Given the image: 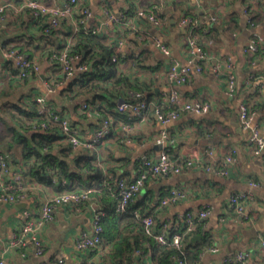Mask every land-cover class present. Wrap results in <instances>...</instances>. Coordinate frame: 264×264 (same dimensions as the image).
I'll list each match as a JSON object with an SVG mask.
<instances>
[{"label":"crops","instance_id":"1","mask_svg":"<svg viewBox=\"0 0 264 264\" xmlns=\"http://www.w3.org/2000/svg\"><path fill=\"white\" fill-rule=\"evenodd\" d=\"M40 1L63 6L68 0ZM6 3L9 7L0 29V137L10 135L9 126L20 130V119L31 120V117L18 115L13 105L23 103L28 106L35 95L47 93L45 80L60 73L52 54L75 40L79 32L75 20L80 14L65 19L58 28L46 33L47 21L34 17L28 8L21 9L24 0H0V4ZM85 4L92 11L85 30H95L94 34L100 35L102 42L114 43L119 52L127 55L119 64V70L130 79L134 88L144 90L157 104L171 91L166 72L171 62L177 61L191 67L187 81L178 87L180 94L188 101L209 103L210 110L204 114L182 111L164 125L151 109L144 122H127L126 115L118 112L125 96L119 98L117 105L101 100L90 105L94 110H82L86 100H74L66 90L74 77L60 78L56 91L47 94L49 104L67 116L86 140L93 137L104 116L111 118L112 134L92 151L97 154L102 174L113 179V187L119 176L136 177L145 156L158 159L166 148L172 158L184 162L193 149L199 148L202 159L193 165H184L180 173L149 178L132 205L137 204L140 211L151 209L157 232L166 225L170 230H180L187 212L209 208L210 214L190 235V241L183 242L191 254L197 251V245L202 246L197 262L239 264L235 257L239 252H245L247 264H264V153L253 154L251 130L244 128L239 118L240 105L246 102L253 111V125L258 124L264 134V0H85ZM141 8H155L164 23L158 26L139 17L136 13ZM184 17L195 21L194 31L189 25L180 24ZM191 35L210 56L202 64L201 71L196 69L197 56L189 44ZM251 39L259 42V50L255 53L245 52ZM157 40L169 46V55L161 50ZM8 45H23L28 54L39 59V76L33 75L25 81L13 77L4 55ZM230 62L233 69L229 67ZM143 65L149 68H142ZM231 71L236 77L234 92L228 90ZM117 112L120 115H114ZM162 130L169 133L164 148L155 141ZM66 144L70 143L62 139L55 146L59 148ZM206 149H211L212 154L206 155ZM227 155H233L235 163L226 164ZM15 156L16 162L10 159L7 173L0 169V192L17 172L25 169L26 160L21 158L19 149ZM209 164L225 168L227 174L207 171ZM26 182L20 189L24 196L11 202H0V255L5 264H59L61 257L64 264L102 263V256L108 249H113L112 243L110 247L102 246L98 251L86 253L77 249L76 239L81 232L92 230L97 211H106L107 217L114 214V211L107 212L108 204L114 201L112 186L105 191L91 188L95 191L80 210L72 205L59 206L53 218L36 233L45 247L42 254H37L30 237L24 246H11V239L25 220L40 216L41 206L60 192L61 183L56 178L50 184ZM175 187L186 193L185 198L160 205L161 197H166ZM248 192L252 199L246 203L244 214L238 215L230 205V198ZM116 221L113 218V222ZM117 226L126 229L122 236L128 239H134L139 233L134 225L127 226L118 221ZM195 235L199 238H194ZM143 243L140 240L141 247L135 249V256L142 264H154L151 243ZM212 247L217 250L212 251Z\"/></svg>","mask_w":264,"mask_h":264},{"label":"built area","instance_id":"2","mask_svg":"<svg viewBox=\"0 0 264 264\" xmlns=\"http://www.w3.org/2000/svg\"><path fill=\"white\" fill-rule=\"evenodd\" d=\"M9 4H0V29L2 28V23L6 14ZM28 8L31 10L32 14L36 18H41L47 21V25L44 28L46 33H51L55 28H58L61 23L70 17H73L76 13H80V19H76L78 28L77 32L84 28L86 21L92 17V11L85 4V0H68L63 6L61 5H48L40 0H24L21 9ZM78 9V10H77ZM108 12V10H107ZM136 15L139 17L154 23L155 25L161 26L164 23V19L161 18L156 9H144L141 8L137 11ZM180 24L182 26L189 25L191 30H195V21L191 17H184L181 19ZM96 33L95 30H92ZM161 50L170 54V48L163 42H156ZM71 44V43H70ZM70 44L66 45L62 50L54 52L52 58L57 61L60 73L57 77L60 78H72L79 72L86 71L88 69V64H77L80 56L79 54L70 53ZM189 44L194 53L197 56L198 62L196 63V69L201 71L203 69L202 64L210 58L208 52L199 44L195 36H190ZM259 50V42L255 39H251L247 46L245 47V52L255 53ZM5 57L11 59L14 63V67L17 71L15 77L19 80H25L32 77L33 75L39 76L41 71V66L39 63L31 60L29 55L19 48H11L5 51ZM114 61H118V57H113ZM229 67L233 69V65L230 62ZM233 71V70H232ZM231 71L228 75V90L231 92L236 91V77ZM191 67L189 65H182L177 61H173L170 64L166 72L167 83L171 87L169 94H164L161 100L156 104L151 100H148L145 95L141 92L130 91L131 98H135L136 101H127L118 106V110L121 114L127 116L128 121L144 122L147 120L149 112L152 108H155V113L157 114L159 120L162 124L166 125L172 120L176 119L180 112L182 111H193L198 114L207 113L210 110V104L202 101H188L179 92V85L185 83L190 75ZM60 78L54 81L45 80V85L47 87V93L45 95H36V101L40 108V113H46L48 115H54V119L59 122L61 126L64 139L70 143L74 150L81 147L94 148L98 147L106 141V138L111 134V120L103 119L100 122L99 127L95 131L91 139H84L81 137L80 132L72 124L70 119L65 115H58L53 110L51 105L47 100V94L54 93L57 89L58 84H60ZM55 82V83H53ZM89 105L85 102L82 104L81 109L87 110ZM168 108V110H166ZM240 123L244 128H249L251 130L250 142L252 144L253 154L259 155L264 153V134L258 124L253 125V111L250 106L243 102L240 105L239 113ZM42 129H47L48 125L42 123ZM169 138V133L167 130H162L160 134L156 137V142L163 144ZM163 147V148H164ZM206 155H211L212 150L206 149L204 151ZM202 159V152L199 148L193 149L190 157H188L184 162L181 160L172 158L169 151L164 148L158 159L154 157L145 156L141 160V168L136 177L129 179L125 176H119L117 178V201L115 212L121 214L126 212L129 204L136 195L143 189L149 177L157 176H171L182 172L184 165L190 166L195 162ZM264 159V156H263ZM224 161L229 164L235 163L236 159L233 155H227ZM9 163L3 155H0V169L4 173L9 171ZM207 171L213 172L215 174H227L225 168L214 167L209 164L206 167ZM25 169L17 172L14 179L11 180L7 185L6 189L0 192V202H11L19 197L24 196L21 192V187L24 182ZM257 185V183H254ZM16 191H20L19 193ZM94 189L87 190H68L56 193L53 197L47 200L40 209V216L36 218L29 217L25 220L22 228L18 233H16L11 239V246H24L27 244V239L30 237L36 247V253L42 254L44 252V245L39 237H37V231L44 225L45 222L53 218L55 210L62 205H72L75 209L80 210L84 203L89 200ZM186 193L179 187L172 188L169 194L164 197L161 201V205H166L168 203L177 202L185 198ZM252 199L251 193H237L232 195L230 198V205L233 207L234 211L238 215H243L246 207V203ZM102 211H97L94 215L92 222V230L83 231L76 239V246L79 251L83 252H94L98 251L103 244V231L104 228L101 223ZM138 214V213H136ZM210 214L209 208H203L200 211L194 213L189 211L185 214V229L181 232H176L172 235L171 239H168V233L170 231L169 227L166 225L164 229L160 232H154L155 218L152 215H146L143 217L142 222L144 224V230L147 234L154 236L156 242L160 245L171 244L177 250L180 251V255H174L175 264H199L196 262L188 261L184 255L185 251L183 249V242L188 235H191L201 223ZM262 246L264 247V240L262 241ZM212 251H216V247L211 248ZM248 254L245 252H239L235 260L239 264H247ZM59 264H64V259L61 257L58 259ZM0 264H5V259L0 255Z\"/></svg>","mask_w":264,"mask_h":264},{"label":"trees","instance_id":"3","mask_svg":"<svg viewBox=\"0 0 264 264\" xmlns=\"http://www.w3.org/2000/svg\"><path fill=\"white\" fill-rule=\"evenodd\" d=\"M80 18L81 15H78L77 19ZM11 48H19L28 54L25 46L23 45H8L5 47V51L10 50ZM69 49L71 54H79L80 59L77 64L86 63L88 64V69L77 73L69 82L66 90L71 93L74 100H86V103L89 105V111L93 109H91L90 105L98 103L101 100H106L112 105H117L121 96H125L127 101H136L135 98H131V96H129L130 91L141 92L148 100H151L150 95H148L144 90L134 88L130 79L119 70V64L124 61L127 55L119 52L114 43H104L101 41L100 35H96L91 30H85V28H82L80 32L77 33L75 40L70 44ZM28 55L31 60L41 64L39 59L30 54ZM114 56L118 57L117 62L113 60ZM6 60V66L11 70V75L15 77L17 71L14 67V63L9 58ZM138 62H140V60ZM139 64L140 63H138V65ZM142 68L149 67H147V65H143ZM59 78L60 77L48 79L49 81H54ZM35 98L36 95L30 101L28 106L23 103H15L13 105V108L18 115L24 118L31 117V120L25 121L20 119V130L13 126L8 127V130L11 132L10 135L8 134L6 137L2 135L0 137V148L3 149L0 150V155H3L8 163H10V159L12 158L16 162L15 155L17 153V149L21 151V158L26 160L24 173L25 180L27 181L26 183L37 181L50 184L53 183V180L56 178V180H59L61 183L59 186L60 192L68 190H87L91 188H96V190L99 191H105L106 188L112 186L114 190V201L111 202V205L108 204L107 212L114 211V214L111 217H107L106 211H102L103 214L101 223L104 228V240L102 246L105 248L112 243L113 249H108L105 253L107 255V259L106 255H103V261L100 264H137V262H139V258L135 256V249L141 247L140 240L144 242V245L147 241L151 243L153 249L152 259L154 264H175L173 257L174 255H180V251L171 244H158L154 236L147 234L144 230L142 219L146 215H152L154 217L151 209L149 211H143V209L141 211L138 210L137 204L132 205V202L136 198L135 197L133 201L130 202L126 212L117 214L115 212L118 192L117 184L113 187V179L110 178V176H104L102 174L101 169L98 166L97 154H95V151H92L97 147H84V149H78L79 151L76 150L75 152L72 151L73 148L70 144L61 145L59 148H56L55 145L57 142L64 139L61 126L59 125V122L54 119V115L50 116L46 113H40V108ZM155 108L156 107L152 108L154 113ZM52 110L56 114L62 115V113L55 107H52ZM166 110H168V108ZM118 112L114 113V115L121 114ZM109 118L110 117L108 116H104L103 119ZM125 119L127 122H130L128 121L127 116ZM43 122L48 125L47 129H42L41 125ZM71 124L73 125L72 122ZM73 126L75 127V125ZM111 127L113 128V123L111 124ZM110 135L106 138V140L110 137ZM85 172H89L90 175H85ZM84 177H88V179H85ZM95 181L96 183H93ZM114 181L117 183L116 179ZM16 192L19 193L20 191ZM139 193L136 196H138ZM98 194L99 193L96 195ZM167 194H169V192ZM163 198L164 196L161 197L159 201L160 205ZM113 218H116L117 221L113 222ZM118 221L123 222L127 226H136L139 231L137 236H135L134 239L132 238L133 240L128 239L127 236L123 237L122 235L123 233L125 234L126 229L124 230V227L119 228L117 226ZM184 229L185 225L180 230L171 229L168 233V239H171L174 233L181 232ZM154 232L158 233L155 228ZM119 236L120 239H117ZM190 239L191 236L188 235L184 241H190ZM196 247L197 251L191 254L189 247L183 246L185 251L184 257L190 262H196L198 253L202 250V246L200 244ZM138 264H142V262L140 261Z\"/></svg>","mask_w":264,"mask_h":264},{"label":"water","instance_id":"4","mask_svg":"<svg viewBox=\"0 0 264 264\" xmlns=\"http://www.w3.org/2000/svg\"><path fill=\"white\" fill-rule=\"evenodd\" d=\"M122 102H123V100H122ZM159 146H160L161 148H163V147H164V145H163V144H159ZM194 238H199V236H198V235H195V236H194Z\"/></svg>","mask_w":264,"mask_h":264}]
</instances>
